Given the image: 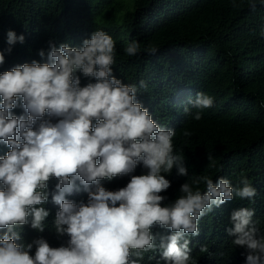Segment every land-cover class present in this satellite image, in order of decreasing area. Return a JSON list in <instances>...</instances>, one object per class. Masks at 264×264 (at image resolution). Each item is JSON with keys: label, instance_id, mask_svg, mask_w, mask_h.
Returning a JSON list of instances; mask_svg holds the SVG:
<instances>
[{"label": "clouds", "instance_id": "clouds-1", "mask_svg": "<svg viewBox=\"0 0 264 264\" xmlns=\"http://www.w3.org/2000/svg\"><path fill=\"white\" fill-rule=\"evenodd\" d=\"M245 2L252 12L264 6L231 5ZM24 42L9 30L0 51V264H143L148 253L149 261L158 254L156 264H198L190 245L200 220L234 199L254 203L252 181L189 176L176 130L155 122L139 99L145 82L115 75V41L106 32L79 47L50 41L38 53L43 62L8 55ZM139 50L132 41L124 51ZM213 106L214 97L197 92L183 113L200 121ZM174 169L187 179L169 199ZM254 217V208L234 209L226 229L244 264H264Z\"/></svg>", "mask_w": 264, "mask_h": 264}, {"label": "trees", "instance_id": "trees-1", "mask_svg": "<svg viewBox=\"0 0 264 264\" xmlns=\"http://www.w3.org/2000/svg\"><path fill=\"white\" fill-rule=\"evenodd\" d=\"M9 30L25 42L8 55L31 62H43L38 53L47 52L50 41L79 47L94 31L110 35L115 75L125 84L145 82L139 99L155 122L176 130L173 143L189 176L223 177L235 185L243 175L257 189L254 203L234 199L202 218L201 234L190 245L198 264H244L243 249L226 229L232 210L249 207L264 232V6L252 12L246 2L233 8L231 0H0V51ZM132 41L140 50L129 57L124 50ZM197 92L214 97L200 121L183 113ZM184 129L192 136L185 138ZM168 178L167 195L175 199L187 178L175 169ZM150 255L143 264H156L158 254L149 261Z\"/></svg>", "mask_w": 264, "mask_h": 264}]
</instances>
